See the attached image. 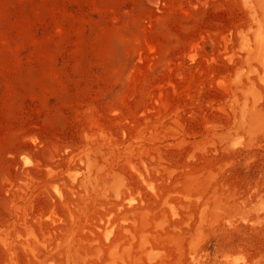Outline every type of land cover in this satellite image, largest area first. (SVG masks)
Masks as SVG:
<instances>
[{"label":"rangeland","instance_id":"rangeland-1","mask_svg":"<svg viewBox=\"0 0 264 264\" xmlns=\"http://www.w3.org/2000/svg\"><path fill=\"white\" fill-rule=\"evenodd\" d=\"M0 264H264V0H0Z\"/></svg>","mask_w":264,"mask_h":264}]
</instances>
